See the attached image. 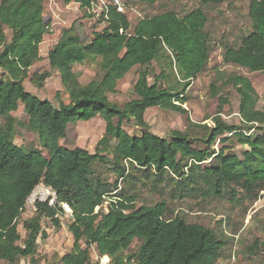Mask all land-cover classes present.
I'll list each match as a JSON object with an SVG mask.
<instances>
[{
    "label": "trees",
    "instance_id": "obj_1",
    "mask_svg": "<svg viewBox=\"0 0 264 264\" xmlns=\"http://www.w3.org/2000/svg\"><path fill=\"white\" fill-rule=\"evenodd\" d=\"M62 1L89 10L95 2ZM139 1L153 5L157 0ZM202 1L210 4L222 0ZM44 10L45 0H0V117L6 119L5 124L0 123V262L19 264L23 258L35 256L38 240L45 237L42 221L49 217L60 228L57 214L65 213V203L72 210L69 230L74 240L71 250L61 258L63 264H100L92 259L93 246L101 256H108L111 264L215 263L223 240L209 227L189 223L180 216L168 218L165 201L137 208L134 197L121 194L109 202L107 212L102 206L119 189L118 181L130 175L126 162L133 170L143 171L146 178L161 180L169 173L171 180L185 184L184 188L193 183L187 190L199 186L220 196L228 189L235 192L237 186L247 193L263 191L264 109L259 108V95L250 78L239 74L231 77L240 96V125L222 118L228 100L221 96L213 125H202L206 134L196 139L198 146L184 131L174 130L170 138L150 131L145 120L149 108L188 114L184 107L187 90L210 61L208 17L197 8L183 17L165 12L132 25L125 12L110 6L107 17L101 14L107 26L96 31L90 43L82 42L72 25L49 50L51 69L58 71L68 94L66 102L61 91L56 93L57 106L24 85L31 67L42 58L40 45L49 33ZM249 15L253 30L240 46L226 49L223 62L264 72V0H252ZM6 28L12 32L10 40ZM95 59H99L100 74L83 84L74 65ZM161 59L167 60L165 69L152 75V63ZM136 66L141 68L134 86L137 98L122 106L112 102L109 93L117 92L118 81ZM176 73V82H170L169 77ZM50 76V71L34 74L31 81L41 87ZM162 80L167 82L165 86ZM20 103L48 157L35 147L15 143L12 113ZM98 116L106 122V130L94 153L61 145L70 124ZM125 121L145 129L144 133L130 134L123 127ZM188 123L194 124L189 116ZM218 140L222 146L217 151L213 146ZM234 142L249 147L243 158L226 152ZM97 163L110 166L117 181L112 183L97 173ZM40 184L52 187L57 200L54 205L37 201L36 213L24 222L26 237L20 244L19 219ZM135 241L139 242L138 250L129 253ZM258 246L264 255V241Z\"/></svg>",
    "mask_w": 264,
    "mask_h": 264
},
{
    "label": "rangeland",
    "instance_id": "obj_2",
    "mask_svg": "<svg viewBox=\"0 0 264 264\" xmlns=\"http://www.w3.org/2000/svg\"><path fill=\"white\" fill-rule=\"evenodd\" d=\"M252 0H222L220 3L205 4L202 0H157L155 4L142 3L139 0H122L132 25H136L141 19L152 17L165 12H176L183 17L194 9L202 8L208 17L206 30L210 36L211 54L210 61L205 71L195 80L187 90V102L184 107L188 114L175 111H166L158 107L149 108L145 113V120L149 124V130L165 138H170L174 130L188 133L194 141L206 134L202 125H213L212 117L219 110V98L228 100L222 109V118L230 124L240 125V96L234 88L231 77L239 74L250 78L259 95V108L264 109V72L250 71L237 65L223 62L224 52L228 47H238L244 37L252 30L253 24L249 15V7ZM102 10L83 9L79 4H65L62 0H45L44 18L49 25V33L44 36L40 45L41 60L36 62L30 69L29 77L24 85L28 91L39 96L41 99H49L55 105H59L56 93L62 92V99L68 101V94L64 90L60 74L52 70L47 58L49 50L58 42L64 29L75 26L82 42L90 43L96 31L103 30L107 24L101 17ZM8 40L12 32L5 29ZM167 60L154 61L151 65L152 75L160 74L165 69ZM145 68V67H143ZM140 67H134L123 79L117 83V92L109 93V99L119 105H124L137 98L134 91L135 83L139 76ZM80 81L87 84L100 74L99 59L89 60L84 64L74 65ZM51 72L40 87L31 81L34 74ZM167 72L171 70L167 68ZM177 75V76H176ZM171 74L170 82H176L178 74ZM154 77L150 76V81ZM163 86L167 84L162 80ZM16 120L14 141L25 147H35L48 157L47 151L42 147L39 137L28 125V116L24 112V105L20 103L17 111L12 113ZM188 116L194 124L189 125ZM6 119L0 117V123L5 124ZM117 124L118 120L114 119ZM123 127L132 135H142L145 129L136 126L133 122L125 121ZM106 122L101 116L90 120L70 124L66 136L61 139V145L66 148L82 147L94 153L97 142L104 135ZM254 130V129H253ZM253 130L250 133H255ZM115 143V142H114ZM195 146L199 143L196 141ZM222 144L214 143L218 151ZM202 147L206 148L205 144ZM249 149L246 145L238 142L233 143V148L226 152H232L243 158V152ZM206 165V164H205ZM128 173L126 179L118 181L119 189L106 198L102 209L107 212L109 202L116 196L124 194L136 199V207L142 205H156L165 201L168 207V218L180 216L189 223H198L213 229L223 240L224 247L219 259L213 264H261L264 261L259 244L264 241V190H256L247 193L241 186L235 187V192L228 189L223 194L216 195L205 189L190 184H178L177 180H171L170 174L157 180L155 176L146 178L143 171L133 170L129 162H126ZM99 163L95 165L97 173L106 180L114 183L117 176ZM116 195V196H115ZM36 203H28L25 211L19 219V232L23 244L26 237L24 222L36 213ZM101 208V207H100ZM97 208L96 211L100 209ZM60 228H57L49 217L42 221L45 237L38 240V252L35 256L23 258L19 264H63L62 256L68 253L73 245V235L69 230L72 217L65 213H58ZM139 242L135 241L129 253L138 250ZM93 261L104 259L105 264H111L110 258L101 256L95 246L91 248ZM0 264H7L0 262ZM132 264H137L133 261Z\"/></svg>",
    "mask_w": 264,
    "mask_h": 264
},
{
    "label": "built area",
    "instance_id": "obj_3",
    "mask_svg": "<svg viewBox=\"0 0 264 264\" xmlns=\"http://www.w3.org/2000/svg\"><path fill=\"white\" fill-rule=\"evenodd\" d=\"M110 6H115L119 12H125L124 3L122 2V0H95L93 9L102 10V13H104L105 17H107ZM56 200V191L50 186L40 184L28 198L26 205H28V203H37V201L49 202L50 205H54L56 203ZM62 206L65 211H67V214L72 217L71 208L65 203H63ZM105 262L106 261L104 259L100 258V264H105Z\"/></svg>",
    "mask_w": 264,
    "mask_h": 264
},
{
    "label": "clouds",
    "instance_id": "obj_4",
    "mask_svg": "<svg viewBox=\"0 0 264 264\" xmlns=\"http://www.w3.org/2000/svg\"><path fill=\"white\" fill-rule=\"evenodd\" d=\"M107 258H109L108 256H106Z\"/></svg>",
    "mask_w": 264,
    "mask_h": 264
}]
</instances>
